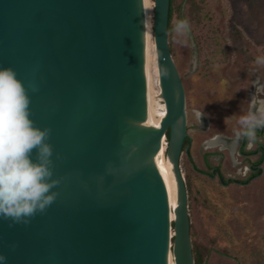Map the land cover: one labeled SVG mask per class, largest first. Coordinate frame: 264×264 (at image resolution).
<instances>
[{
    "label": "water",
    "instance_id": "water-1",
    "mask_svg": "<svg viewBox=\"0 0 264 264\" xmlns=\"http://www.w3.org/2000/svg\"><path fill=\"white\" fill-rule=\"evenodd\" d=\"M170 8L155 0L158 126L149 0H0V67L24 83L35 126L51 129L60 180L56 201L29 224L0 219L6 264H168L172 241L176 264H195ZM164 138L177 208L161 171Z\"/></svg>",
    "mask_w": 264,
    "mask_h": 264
},
{
    "label": "rangeland",
    "instance_id": "rangeland-1",
    "mask_svg": "<svg viewBox=\"0 0 264 264\" xmlns=\"http://www.w3.org/2000/svg\"><path fill=\"white\" fill-rule=\"evenodd\" d=\"M174 7L169 39L186 90L191 143L181 168L193 249L200 264H264V163L247 185L226 186L207 166L243 181L258 159H245L236 144L246 130L241 119L264 109V0H174ZM179 21L187 33L176 31ZM259 144L264 137L246 151Z\"/></svg>",
    "mask_w": 264,
    "mask_h": 264
},
{
    "label": "clouds",
    "instance_id": "clouds-1",
    "mask_svg": "<svg viewBox=\"0 0 264 264\" xmlns=\"http://www.w3.org/2000/svg\"><path fill=\"white\" fill-rule=\"evenodd\" d=\"M188 30L187 21L177 23L176 31ZM30 103L16 71L0 67V219L13 224L27 225L38 213L46 212L56 201L58 193L53 189L60 184L59 179H53V148L47 142L51 129L35 126ZM199 115L201 120L202 113ZM240 122L246 129L243 134L254 139L256 129L264 127V109ZM6 261L0 254V264Z\"/></svg>",
    "mask_w": 264,
    "mask_h": 264
},
{
    "label": "bare ground",
    "instance_id": "bare-ground-1",
    "mask_svg": "<svg viewBox=\"0 0 264 264\" xmlns=\"http://www.w3.org/2000/svg\"><path fill=\"white\" fill-rule=\"evenodd\" d=\"M153 6L155 7V3H153L151 0H149L150 30H151L154 75H155L157 117H158V126H159L161 120L165 116L166 105L162 99L161 87H160V81H159L158 54H157L156 41H155V36H154V16L153 15H154L155 8H153ZM198 116L200 118L199 114H198ZM164 144H165V138H164V143H163L162 155L160 156L161 171H162V173H163V175L167 181V184H168V188H169V192H170L171 205L173 208H177L178 203H179L177 181H176V178H175V175L173 172V165L167 156V150L165 149ZM226 147L228 148V146H226ZM167 148H168V141H167ZM172 216H173V220H175L176 216L174 213L172 214ZM174 236H175V231H174ZM172 256H173V260L171 257V253H169L168 264H176L174 253H173V247H172Z\"/></svg>",
    "mask_w": 264,
    "mask_h": 264
},
{
    "label": "trees",
    "instance_id": "trees-1",
    "mask_svg": "<svg viewBox=\"0 0 264 264\" xmlns=\"http://www.w3.org/2000/svg\"><path fill=\"white\" fill-rule=\"evenodd\" d=\"M174 14H175L174 0H171L169 35L173 31L172 21H173ZM171 51H172V48H171ZM263 137H264V127L257 128L256 132H255V138L253 139V141L256 143L259 139H261ZM168 138H169V136H168ZM249 140L250 139L244 135V137L242 139V146L240 148V151H241L242 155L245 157V159H247L248 161H250V159H249L250 156H258V159L254 162L250 161V167L252 169V172L250 173L249 177L246 180L242 181V180H235V179H225L223 174L221 173L220 167H211V165L207 162V166L211 169L212 175L214 176L215 172L219 173L222 181L224 183H226L227 185L234 184V183L249 184L251 181H253L258 176H260L262 173L261 165L264 162V144H262V145L259 144L255 150L247 152L246 148L249 144ZM190 143H191V138L189 137L185 141L184 152L188 153L190 151ZM187 189H188V185H187ZM188 195H189V191H188ZM193 252H194V257H195V264H200L201 259L199 257V254L197 252H195L194 249H193Z\"/></svg>",
    "mask_w": 264,
    "mask_h": 264
},
{
    "label": "flooded vegetation",
    "instance_id": "flooded-vegetation-1",
    "mask_svg": "<svg viewBox=\"0 0 264 264\" xmlns=\"http://www.w3.org/2000/svg\"><path fill=\"white\" fill-rule=\"evenodd\" d=\"M243 137H244V134H243ZM243 139V138H242ZM238 145V149H239V152H240V154L242 155V153H241V151H240V148H241V146H242V140H241V142L239 143V144H237ZM243 156V155H242ZM244 157V156H243ZM264 163V162H263ZM251 168V167H250ZM252 170V169H251ZM263 174V171H262V173H261V175ZM260 175V176H261ZM215 176H218L219 177V179L222 181V179H221V177H220V174L219 173H216L215 172V175H214V177ZM260 176H258V177H260ZM257 177V178H258ZM223 182V181H222ZM224 183V182H223ZM226 184V183H225ZM243 185H247V184H243ZM226 186H227V184H226Z\"/></svg>",
    "mask_w": 264,
    "mask_h": 264
}]
</instances>
